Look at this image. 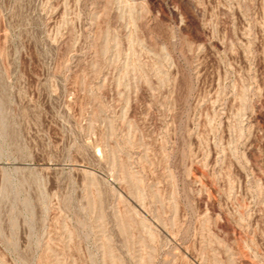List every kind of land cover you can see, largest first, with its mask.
<instances>
[{
	"label": "rangeland",
	"instance_id": "1",
	"mask_svg": "<svg viewBox=\"0 0 264 264\" xmlns=\"http://www.w3.org/2000/svg\"><path fill=\"white\" fill-rule=\"evenodd\" d=\"M0 264H264V0H0Z\"/></svg>",
	"mask_w": 264,
	"mask_h": 264
}]
</instances>
